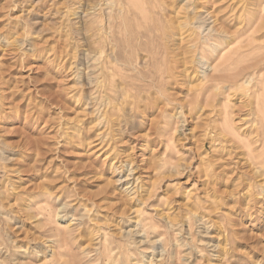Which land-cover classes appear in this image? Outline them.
<instances>
[{"label":"rangeland","instance_id":"374dc122","mask_svg":"<svg viewBox=\"0 0 264 264\" xmlns=\"http://www.w3.org/2000/svg\"><path fill=\"white\" fill-rule=\"evenodd\" d=\"M217 245L264 264V0H0V264Z\"/></svg>","mask_w":264,"mask_h":264},{"label":"bare ground","instance_id":"6f19581e","mask_svg":"<svg viewBox=\"0 0 264 264\" xmlns=\"http://www.w3.org/2000/svg\"><path fill=\"white\" fill-rule=\"evenodd\" d=\"M214 32H216V31H214ZM217 34H218V33H217ZM216 46H217V45H216ZM231 50L234 51L233 49H230V50H229L230 53H231ZM235 50H236V49H235ZM214 51H215V50H214ZM229 51H228V52H229ZM232 53H233V52H232ZM224 54H225V52H224ZM224 54H223V55H224ZM228 54H229V53H228ZM235 54L237 55L238 53L236 52ZM226 55H227V52H226ZM240 55H241V54H240ZM240 55H239V57H240ZM228 56H229V55H228ZM223 57H224V56H223ZM223 57H222V58H223ZM229 58H230V57H229ZM229 58H228V59H229ZM233 58H234V57H233ZM234 59H236V58H234ZM237 59H240V58H237ZM237 59H236V60H237ZM222 60H224V59H222ZM230 60H231V59H230ZM230 60H229V61H230ZM225 61H226V59H225ZM182 62H183V61H182ZM235 63H236V62H235ZM238 63H239V62H238ZM181 64H182V63H181ZM181 64H180V65H181ZM224 64H225V63H224ZM233 64H234V62H232V65H233ZM227 65H228V64H227ZM230 65H231V64H230ZM234 65H235V64H234ZM238 66H239V65H238ZM129 67H130V66H129ZM228 67H229V66H228ZM234 67H235V66H233V68H234ZM98 68H99V66H98ZM102 68H103V67H102ZM229 68H230V67H229ZM229 68H227V67L224 68V67H223L222 69H216L215 72H214V74H213V76H211L212 81L214 80V83H215V82H216V83L219 82L218 80H219L220 78L218 77V73H221V72L224 71V70L226 71V69H229ZM231 68H232V67H231ZM235 68H237V65H236ZM107 69H108V68H107ZM112 69H113V68H112ZM243 69H244V68H243ZM100 70H101V69H100ZM230 70H231V69H230ZM227 71H228V70H227ZM100 72H101V71H100ZM230 72H231V71H230ZM96 73H97V72H96ZM108 74H109V73H108ZM95 75H96V74H95ZM99 75H100V73H99ZM101 75H102L103 77L106 76L107 79H108V76H109V75H106L105 72L102 71V72H101ZM109 77H110V79L112 78V76H109ZM231 77H232V76H231ZM227 78H228V77H227ZM229 78H230V77H229ZM234 79H235V78H234ZM216 80H217V81H216ZM220 80H221V79H220ZM99 81H100V80H99ZM110 81H111V80H110ZM97 82H98V81H97ZM221 83H222V81H221ZM218 84H219V83H218ZM103 116H105V115H103ZM103 116H102V119H103ZM253 131H254V130H253ZM231 133H232V132H231ZM232 136L234 137V135H232ZM255 136H256V135H255ZM255 138H256V137H255ZM257 138H258V137H257ZM248 141H249V140H248ZM261 142H262V141H261ZM261 142H260V143H261ZM105 148H106V147H105ZM248 149H249V148H248ZM249 152H250V151H249ZM259 164H260V163H259ZM260 165H262V164H260ZM249 166H250V165H249ZM221 236H224V235H221ZM221 238H222V237H221ZM224 238H225V241H226L225 243H227L228 239H227L226 237H223V239H224ZM215 253H217V257H216V258L218 259V258H220L221 256H224L225 254H227V250L225 249V247H222V246H220V245H219V246L217 245V249H215ZM222 258H223V257H222ZM217 259H216V261H217L218 263H216V264H221L220 262H222V259H218V260H217Z\"/></svg>","mask_w":264,"mask_h":264}]
</instances>
